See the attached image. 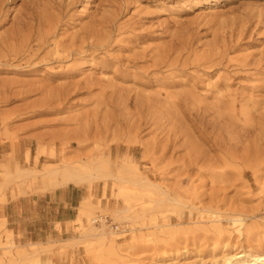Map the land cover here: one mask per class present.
Masks as SVG:
<instances>
[{"label": "rangeland", "instance_id": "rangeland-1", "mask_svg": "<svg viewBox=\"0 0 264 264\" xmlns=\"http://www.w3.org/2000/svg\"><path fill=\"white\" fill-rule=\"evenodd\" d=\"M64 163L98 177L85 215L28 244L0 220V264L264 257V0H0V208Z\"/></svg>", "mask_w": 264, "mask_h": 264}, {"label": "crops", "instance_id": "crops-1", "mask_svg": "<svg viewBox=\"0 0 264 264\" xmlns=\"http://www.w3.org/2000/svg\"><path fill=\"white\" fill-rule=\"evenodd\" d=\"M83 198L76 186L58 187L35 198L21 197L14 204L9 201L0 208V220L5 221L4 230L13 235L15 243H39L42 239L33 237L60 234L56 225L63 231L65 224L73 219Z\"/></svg>", "mask_w": 264, "mask_h": 264}, {"label": "bare ground", "instance_id": "bare-ground-1", "mask_svg": "<svg viewBox=\"0 0 264 264\" xmlns=\"http://www.w3.org/2000/svg\"><path fill=\"white\" fill-rule=\"evenodd\" d=\"M37 152H39V149L37 150ZM38 154H37V156H38ZM46 169H48V168H46ZM58 171H60V169ZM58 171H57V173H58ZM93 172H94V170H93ZM133 172H135V171H133ZM121 173H123V172H121ZM117 174H120V172L118 171ZM124 174H127V173H124ZM109 175H111V177H112V179H114V181H116L117 183H119L118 185L117 184H114L115 186H118V188H117L118 189L117 190L118 191V194H120L122 196H127L130 192H132V190L129 188V186H126V185H123L122 186V185H120V184H123L125 182L124 179H123V177H122V175L121 176L112 175L110 172H109ZM131 175H132V172H131ZM97 178H98L97 176L94 177L92 174L87 173L85 171V169H83L81 166H76L75 167V166H70V164L64 163V165H63V167L61 169V175H60L59 179L55 181L54 185H55V187H62V186H66L68 184H73V185L77 186V185L82 184L85 181L90 182L91 180L93 181V180H96ZM41 180H43L42 177H41ZM48 180H50V179H48ZM137 183L140 184L141 189L143 188V189H145V191L147 189H149L148 187H145L146 183L143 182V181H136V183L135 182L134 183L132 182V185H136ZM104 185L106 186V184H104ZM87 200H88V198H86V197L83 198V202L81 203V206H80V209H79V213H78L79 216L77 215L78 216V218H77L78 221H80V219H82L81 216L83 217L85 215V213H86L85 210H84V203H86ZM127 211H128V207H127L126 210L122 211V213L125 214ZM87 213H89V212L87 211ZM87 217H89V216H87ZM87 219L89 220L88 222H90V223H93L92 221L95 220V218L93 220H90V218H87ZM233 223L236 225V228H238L237 230H240L239 228L242 226L241 219H234L233 220ZM101 225H104V224H101ZM110 232H112V231H110ZM253 261H254V264H256V263L264 264V257L254 256L253 257ZM223 263L224 264H247L245 261H237L236 258H235V256H224L223 257ZM30 264H39V262H38V260H33V261H31Z\"/></svg>", "mask_w": 264, "mask_h": 264}, {"label": "built area", "instance_id": "built-area-1", "mask_svg": "<svg viewBox=\"0 0 264 264\" xmlns=\"http://www.w3.org/2000/svg\"><path fill=\"white\" fill-rule=\"evenodd\" d=\"M94 225H101V224H108V220L104 216H97L95 217V220L93 221ZM112 230L116 231L118 228L114 225L109 226Z\"/></svg>", "mask_w": 264, "mask_h": 264}]
</instances>
